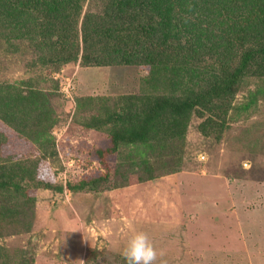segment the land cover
<instances>
[{
  "label": "rangeland",
  "instance_id": "obj_1",
  "mask_svg": "<svg viewBox=\"0 0 264 264\" xmlns=\"http://www.w3.org/2000/svg\"><path fill=\"white\" fill-rule=\"evenodd\" d=\"M103 5L84 0L81 12ZM14 35L0 38V84H28L46 101L39 115L22 104L29 125L40 122L33 137L0 118V164L18 163L16 173L26 174L25 193L0 195V264H126L127 240L141 231L156 250L153 264H264V93L242 108L264 78L246 76L230 103L190 114L184 142H174L181 167L139 181L125 147L106 166L90 154L109 143L106 115L124 113L128 98L148 89V68L84 65L82 44L61 62L39 37ZM104 173L95 190L68 189Z\"/></svg>",
  "mask_w": 264,
  "mask_h": 264
},
{
  "label": "trees",
  "instance_id": "obj_2",
  "mask_svg": "<svg viewBox=\"0 0 264 264\" xmlns=\"http://www.w3.org/2000/svg\"><path fill=\"white\" fill-rule=\"evenodd\" d=\"M83 1L0 0V38L8 43L14 32L15 37H39L47 48L60 51L61 62L75 58L82 44L84 65L148 68L143 79L148 89L128 98L124 113L106 115L101 123L113 124L109 143L90 154L106 166V156L125 147L124 163L141 170L139 181L181 167L182 149L174 142H184L183 122L190 114L230 103L246 76L264 78V0H103L100 13H82ZM99 43L103 47L95 50ZM263 82L249 91L243 109L264 93ZM24 87L21 94L20 86L0 84V118L26 138L41 127L38 121L29 125L22 104L28 102L39 115L46 95ZM15 167L18 163L0 164V195L26 192L25 171L18 174ZM106 178L107 173L84 177L68 183V189L95 190ZM18 209L24 211L21 205ZM0 210L6 213V207Z\"/></svg>",
  "mask_w": 264,
  "mask_h": 264
},
{
  "label": "clouds",
  "instance_id": "obj_3",
  "mask_svg": "<svg viewBox=\"0 0 264 264\" xmlns=\"http://www.w3.org/2000/svg\"><path fill=\"white\" fill-rule=\"evenodd\" d=\"M126 264H153L157 253L149 237L144 232H136L128 240L123 250Z\"/></svg>",
  "mask_w": 264,
  "mask_h": 264
}]
</instances>
